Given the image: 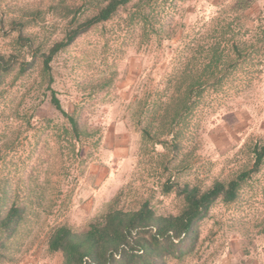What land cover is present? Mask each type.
Returning <instances> with one entry per match:
<instances>
[{"label": "rangeland", "instance_id": "1", "mask_svg": "<svg viewBox=\"0 0 264 264\" xmlns=\"http://www.w3.org/2000/svg\"><path fill=\"white\" fill-rule=\"evenodd\" d=\"M107 2L0 0V56L12 60L0 84V207L25 208L0 264H63L48 249L54 229L84 233L111 207L148 200L176 215L183 202L166 184L229 182L264 146V0H131L57 54L50 82L42 55L72 27V12L82 22ZM213 47L234 67L222 64L219 82L207 74L176 137L166 130L153 142L182 75L201 72ZM168 264H264V164L234 203L214 205L194 252Z\"/></svg>", "mask_w": 264, "mask_h": 264}, {"label": "trees", "instance_id": "2", "mask_svg": "<svg viewBox=\"0 0 264 264\" xmlns=\"http://www.w3.org/2000/svg\"><path fill=\"white\" fill-rule=\"evenodd\" d=\"M131 0H108L96 14L78 22V11L68 8L72 12V27L67 30L65 37L55 43L43 56V73L51 78V64L60 52L70 47L79 37L95 26L109 21L118 10L126 6ZM78 10V9H77ZM24 44L30 39L20 37ZM236 55L240 57L241 49L233 46ZM240 54V55H239ZM12 60L0 56V84L2 74L11 68ZM233 60H226L219 48L211 49L207 64L201 72L185 71L182 81L178 85L177 97L167 105L161 117L159 130L152 136L153 142H160V136L167 134L175 136V128L185 113L193 105V98L201 95L205 76H211L220 81V66L232 69ZM31 63L20 66V72L29 69ZM210 72V73H209ZM51 103L70 123L74 134L81 133L78 120L73 114L66 112L52 92ZM151 127L143 129V134L151 137ZM163 144V143H160ZM254 163L252 169L243 172L229 182L215 181L210 187L202 189L190 184L180 185L168 183L164 187L166 194L175 192L182 200L181 211L176 214L160 215L151 205L144 201L137 209L124 210L111 207L100 219L90 224L84 233H78L67 226L54 229L48 240L51 253H59L63 264H168L170 260H183L191 255L197 247L200 227L208 218L211 209L218 201L225 204L234 203L241 188L254 174H257L264 164V146L256 145L253 149ZM25 218V208L12 205L9 209L0 207V258L6 249V243L13 238Z\"/></svg>", "mask_w": 264, "mask_h": 264}]
</instances>
